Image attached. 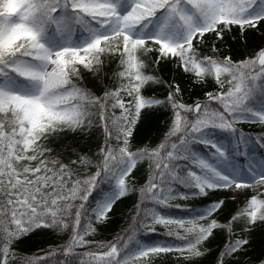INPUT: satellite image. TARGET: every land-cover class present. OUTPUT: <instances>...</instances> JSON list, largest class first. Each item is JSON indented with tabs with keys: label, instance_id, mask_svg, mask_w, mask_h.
Listing matches in <instances>:
<instances>
[{
	"label": "snow or ice",
	"instance_id": "obj_1",
	"mask_svg": "<svg viewBox=\"0 0 264 264\" xmlns=\"http://www.w3.org/2000/svg\"><path fill=\"white\" fill-rule=\"evenodd\" d=\"M261 23L264 0H0V264H53L54 256L63 257L55 264H150L169 253L194 264L207 254L202 246L215 229L233 237L235 221L246 222L245 232L264 223V192L252 195L227 223L208 219L223 200L185 217L164 211L179 207L169 203L178 196L264 186V135L236 127L264 124V46L234 61L220 57L215 44V55H201L193 45L204 43L207 33L222 40L232 26L243 35ZM153 51L155 64L175 58L196 83L211 78L220 91L206 92L205 100L190 105L178 100V84L167 85L164 99L145 96L149 83H166L145 71L142 56ZM111 56L119 59L113 74L118 83L96 95L79 82L81 68L97 76ZM163 105L173 112L163 139L132 150L142 112ZM93 128L103 137L95 163L86 154L65 163L47 146L62 133ZM220 134H227V142ZM201 145L213 151L205 154ZM235 156L246 157V163L241 166ZM144 161L149 178L139 189L134 223L113 242L97 245L99 250L77 253L95 244L86 239L95 231L93 221L103 223L116 201L134 190L128 177ZM104 181L108 193L89 205ZM156 224L174 226L167 235L179 243L140 238ZM40 228L69 236L42 256H18L14 243ZM247 245L243 236L230 238L216 264L246 252Z\"/></svg>",
	"mask_w": 264,
	"mask_h": 264
},
{
	"label": "trees",
	"instance_id": "obj_2",
	"mask_svg": "<svg viewBox=\"0 0 264 264\" xmlns=\"http://www.w3.org/2000/svg\"><path fill=\"white\" fill-rule=\"evenodd\" d=\"M213 44L218 49L217 54L220 57L230 56L234 61L243 60L252 55L259 47L264 46V23L258 26V30L249 29L243 35H241L238 26H232L230 32L226 31L224 33L222 40H217L215 33H207L204 36V43H199L197 40L193 41L194 47L197 48L201 55H215L212 53ZM157 55L153 51L142 56L147 64L145 71L159 76L166 83H149L142 89L145 96L164 99L169 91L167 85L178 84L181 89L178 100L186 105H190L198 100H205L206 92L215 93L220 91L219 86L211 78L207 79L204 83H196L192 74L184 72L175 58L162 60L158 65L155 64L154 61ZM118 64V57H106L102 71L97 76H93L92 73L81 68L83 79L79 82L90 88L96 95H101L106 87L111 88L117 85L118 81L113 79V74L119 70ZM125 99H130V97H125ZM117 114H119V110H117ZM172 115V109L167 105L145 109L133 133L131 140L132 150L146 145L154 147L159 144L170 127ZM236 127L247 135H264V124L241 122ZM220 136L221 139L228 140L227 134H220ZM102 142V134L99 130L93 128L89 133H62L60 136L51 139L47 146L52 148V155H59L60 159L65 163L76 159L78 154L88 155L95 163L99 159L96 154ZM197 147L201 152L212 150L202 145ZM240 158L242 160L246 159L243 156H240ZM88 170L94 172L96 169L95 167H90ZM183 174L181 172V175ZM148 178V162L139 163L128 177L129 184L134 190L116 201L112 210L108 213V218L103 223L93 221L95 231L87 236L86 239L94 241L95 244L78 247L75 249L77 253L99 250L97 249V245L108 244L113 242L118 236L125 234L129 226L134 223L133 217L137 216V205L141 199L139 189L145 185ZM109 186L108 181L99 183L93 191L92 196L89 197V205H93L108 193ZM174 189L175 191H189L179 186H174ZM260 192H264V189ZM251 196L252 194L237 197L230 189L210 191L207 196L189 197L186 199L178 196L176 199L169 201V203L174 206L178 205L179 207H171L164 211L174 217H185L195 211L201 210L204 206L214 201L223 200L224 204L221 209L208 219H216L221 223H227L233 215L244 207ZM201 223H205V221ZM152 227H154V231L149 232L145 229L140 234V238L152 242L179 243V241L167 235L169 228L174 226L165 227L164 225L156 224ZM245 228L246 222L241 219L232 224L233 237H230L225 229H215L213 235L202 246L208 250L207 254L198 258L194 264H216L219 252L223 250L229 239L240 236L249 240L246 252L237 253L235 257H225V264H236V261L239 264H259L260 259H264V223L257 222L248 232L244 231ZM68 236L69 232L61 233L50 228H40L16 241L13 248L20 257L42 256L51 249H58L59 246L66 242ZM51 259L53 264H55V261L61 260L63 257L54 256ZM71 259L76 258L72 257ZM150 264H185V262L182 258L178 259L176 253H169L152 258Z\"/></svg>",
	"mask_w": 264,
	"mask_h": 264
},
{
	"label": "rangeland",
	"instance_id": "obj_3",
	"mask_svg": "<svg viewBox=\"0 0 264 264\" xmlns=\"http://www.w3.org/2000/svg\"><path fill=\"white\" fill-rule=\"evenodd\" d=\"M222 140L226 142V140H224V139H222ZM204 152H205V151H204ZM209 152H211V151H209ZM209 152H207V153H209ZM259 158H260V154L257 153V159H259ZM234 159H235V161H236L238 164H240L241 166H243V165L246 163V162H245V163H242V162L240 161V159L237 158L236 156L234 157ZM263 189H264V186L253 185V187H251V188L242 189V190H238L237 192H234V195L237 196V197H239V196H241V195H250V194L254 195V194H256V193L262 191ZM230 190H231V189H230Z\"/></svg>",
	"mask_w": 264,
	"mask_h": 264
}]
</instances>
